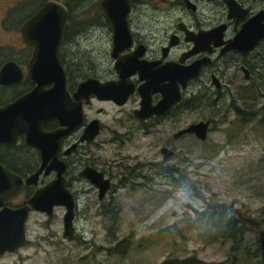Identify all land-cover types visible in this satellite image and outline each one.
<instances>
[{"label":"rangeland","instance_id":"1","mask_svg":"<svg viewBox=\"0 0 264 264\" xmlns=\"http://www.w3.org/2000/svg\"><path fill=\"white\" fill-rule=\"evenodd\" d=\"M163 1L161 5L160 0H133L131 16L139 14L134 28L147 27L142 20L150 17L153 22L164 19L161 12L168 0ZM245 1L256 9L264 6V0ZM94 4L98 5V0H89L85 5L84 20L78 17V8L71 18L85 26V33L77 40L78 52L73 50L75 65L71 72L77 79L84 73L105 78L111 71L110 33L99 26L98 15L90 7ZM217 6L215 3V9ZM195 91L192 87L188 92ZM92 105L86 120L95 118L102 123V142H109V131L121 127L119 133H125V126H135L130 120L120 124L108 104ZM99 107L105 110L102 115L96 113ZM181 113L176 122L167 119L159 135L150 130L153 134L139 137L140 133L134 132L121 148L108 143L111 146L101 154L103 159H110L113 153V160L116 154L120 155L116 160L128 158L112 169L115 181L124 179L117 186L116 206L107 212L102 208L99 213L96 209L89 211L84 208L87 196L76 194L77 215L70 238L62 236L63 207H54L48 217L31 211L25 221L23 246L0 255V264H159L167 259L182 261L191 255L199 264H262L256 232H245L235 244L231 239L214 237L209 213L212 208H225L231 217L237 210L264 227V127L259 123L264 115V52L261 75L255 82L240 75L238 80L231 79L222 96L207 97L197 111ZM207 118L212 123L205 141L190 135L171 138L180 128ZM160 147L173 151L165 163L174 169L171 176L156 172ZM147 163L150 169L145 167ZM136 172V178L131 179L129 173ZM88 203H97L92 194ZM192 208L203 215L194 216ZM218 219L215 214L214 224ZM191 225L194 229L189 230Z\"/></svg>","mask_w":264,"mask_h":264},{"label":"flooded vegetation","instance_id":"2","mask_svg":"<svg viewBox=\"0 0 264 264\" xmlns=\"http://www.w3.org/2000/svg\"><path fill=\"white\" fill-rule=\"evenodd\" d=\"M88 1L0 0V108L12 104L35 88L33 75L38 73V70L34 69L37 65L44 67L58 64L63 75V88L71 98L77 84L86 79L117 82L118 74L113 70L117 57H128L127 61L131 64L144 62L157 68L170 66L173 69L169 77L171 80L164 78L160 85L169 84L171 90L169 100H174L177 92L178 98L162 114H154L152 110L146 111L144 107L142 108V95L137 92V89L141 92L144 77L139 78V74L134 73L128 76L120 87L115 96L116 102L99 99L91 94L81 99V124L70 128L67 133L62 132L61 137L57 134L60 128L53 119L40 124L39 131L24 132L22 129L5 131L0 142V164L23 181L31 178L39 170L33 183L23 185L19 193L5 203L9 208L21 206L35 190L53 181L56 174L49 165L61 163L62 185L73 200V219L77 215L76 194L78 193H84L87 196L84 203L86 210L96 209L99 213L102 208L107 212L112 209V206H116L114 202L118 191L117 186L124 181L122 177L115 181L116 172H112V169L119 167L118 161L128 159L126 157L116 160L120 157L116 154L113 160L114 153L110 159H103L102 155L106 147L111 146L108 143H115V148L119 145L121 148L131 139L134 132L140 133L139 137L153 134V132L159 135L167 119L172 118L176 122L181 119L182 111L190 109L197 111L207 97L222 96L224 91L227 92L231 79L238 80L240 75L246 79L248 72V81H255L256 76L261 75L264 41L246 50L252 40L249 37L245 43L246 33L241 37L238 49L232 48L231 43L243 26L249 24L251 18L263 10L264 6L256 9L250 2L234 0L238 7L234 8V12L228 17L227 7L222 0H168V4L162 8L161 12L164 19L162 17L160 21L153 22V18L150 17L142 20L147 27L134 28L138 24L139 14L135 13V16L133 14L131 16L133 0H130V11L127 16L129 44L111 58L112 35L109 24L101 13L100 0H98V5L94 4L90 7L94 10V15H98L99 26L103 25L110 33L108 57L111 71L105 78L94 77L92 74L85 76L84 73L77 79L71 72V67L75 65L73 50L78 52L80 46L77 40L85 33V26L81 27V21L86 18L85 5ZM49 2L58 3L65 9V14L57 17L55 28H48L49 23L45 21L44 15L36 18L38 11ZM215 3L218 4L217 9H215ZM160 4H164V1L160 0ZM77 8L80 12L78 17L81 18L79 22L71 20L74 18L72 14L76 11L74 9ZM151 23L152 27H150ZM257 24L262 25V22L259 21ZM157 25L159 27L156 28ZM247 31H249V25ZM44 77L41 76L42 79ZM183 81L184 87L181 88L180 84ZM123 86L125 89L131 87V93H122ZM50 87L51 84H48L42 88L47 90ZM155 87L153 86L151 90ZM192 87L196 91L188 92ZM149 91V88L142 89L143 94ZM148 98L151 108L166 97L164 95L162 99L160 92H153ZM201 99L203 101L200 105ZM93 103L110 105L114 108L120 124L130 120L135 126H125L127 129L125 133H119L118 129L121 130V127H118L107 133L111 136L109 142L100 141L104 136L102 123L95 118L86 120V114L93 108ZM237 110L234 109L235 112ZM96 113L102 115L105 110L99 107ZM96 121V134L89 139L90 125ZM198 122H208L211 125L212 120L207 118ZM189 125L174 132L171 138L175 140L184 135L195 138L192 134H176ZM162 148L168 149L159 148L160 161L155 165L156 172L163 177L171 176L174 169L167 168L165 163L172 158L173 151L168 149L171 155L167 160H163L160 153ZM135 167L137 164L129 171L134 170ZM143 167V164L140 165V168ZM145 167L150 169L151 165L147 163ZM45 170L46 174H44ZM137 172L129 173L131 179L136 178ZM142 178L145 181L150 180L145 176ZM90 194L97 202L94 205L88 203Z\"/></svg>","mask_w":264,"mask_h":264},{"label":"water","instance_id":"3","mask_svg":"<svg viewBox=\"0 0 264 264\" xmlns=\"http://www.w3.org/2000/svg\"><path fill=\"white\" fill-rule=\"evenodd\" d=\"M222 1L227 7V16L229 17L230 13L234 12L233 8L237 4L233 0ZM99 6L111 31L110 57L113 58L129 44L130 36L127 28V16L130 11V0H100ZM60 14H65V9L58 3L49 2L43 9L38 11L36 18L44 15L45 21L49 23L48 28H55L58 21L57 17ZM261 19H264V9L258 12L249 24L252 23L254 27L256 22L261 21ZM249 24L241 29L234 43L231 44L232 48L238 49V43L241 37L246 35ZM255 37L256 41L264 38V25L256 30ZM250 45L252 46L254 43ZM127 60H129L128 57L115 58L113 70L118 74L117 82H99L95 79H86L77 84L71 98L63 88V75L58 66L48 68V72L43 70L42 72L38 71L37 74H32L35 88L29 94L16 100L12 104L0 108V142L3 138L2 134L5 131H14L17 129H22L24 132L39 131V125L51 119L55 120L59 126L60 129L57 134L61 137L62 132L67 133L70 128L78 127L81 124V99H85L91 94L99 99L116 102L115 96L119 92L120 87L126 81V78L134 73L139 74V78L144 77L141 92L140 89H137V92L142 95V108L144 107L143 109L146 111L152 110L151 112L154 114L164 113L178 98L177 92L176 98L169 100L168 97L171 94L169 84L165 86L160 85L162 79L168 78L172 74L173 69L168 65L162 66L161 68L152 67L144 62L142 64H131ZM41 73L45 76L44 81L40 80ZM50 83L52 87L43 90L42 87ZM180 85L183 88L184 81ZM153 86L156 87L151 90ZM147 87L150 91L143 94L142 89L146 90L148 89ZM131 90V87L128 89H125L124 86L122 87V93L128 94L129 92L131 93ZM153 92H160L162 99L164 95L166 98L163 101L161 100L156 106H153L154 108H150L148 97ZM207 126L208 122L191 124L176 134H193L197 139L202 141L206 137ZM96 128L97 121L90 125L91 134L89 139L96 134ZM160 153L163 160H167L171 155L170 151L165 148H162ZM49 166L53 168L56 174L55 179L44 187L35 190L21 206L9 208L5 203L18 194L23 185L33 183L39 170L31 178L23 181L18 176L9 173L0 165V255L5 252H13L23 246L25 242L24 224L30 211L40 212L48 217L52 214V208L54 206H63L65 213L62 217V236L66 238L71 237L73 233L71 224L73 203L71 196L65 191L62 185L63 180L60 176L62 164L56 163V165L50 164ZM44 174H46V170ZM193 212L195 213V210ZM238 217L249 228H258L257 224L252 220L244 219L240 215ZM258 241L262 252V263L264 264V246L260 239Z\"/></svg>","mask_w":264,"mask_h":264},{"label":"trees","instance_id":"4","mask_svg":"<svg viewBox=\"0 0 264 264\" xmlns=\"http://www.w3.org/2000/svg\"><path fill=\"white\" fill-rule=\"evenodd\" d=\"M259 121L261 125L262 124L264 125V115ZM242 124H244V122ZM209 214L212 220V222H210L209 227L213 230L215 234L214 237H220L222 239H227V240L231 239V241L233 242L232 244H235L236 242L242 239L245 232L251 231L245 225H243L235 215L229 217L228 212L227 210H225V208L224 209L219 208V210L212 208L210 209ZM215 214L219 216V219L214 224L213 217L215 216ZM202 215L203 214H200L199 217ZM188 229L189 230L194 229L193 225H191V227H188ZM159 264H199V263H197V261H194L193 255H191L190 258L182 261H177L175 259H167L161 261Z\"/></svg>","mask_w":264,"mask_h":264},{"label":"bare ground","instance_id":"5","mask_svg":"<svg viewBox=\"0 0 264 264\" xmlns=\"http://www.w3.org/2000/svg\"><path fill=\"white\" fill-rule=\"evenodd\" d=\"M234 1V0H233ZM235 2V1H234ZM236 3V2H235ZM237 4V3H236ZM238 7V5L237 6H235L234 8H237ZM234 8H233V10H234ZM230 16V15H229ZM256 16V15H255ZM254 16V17H255ZM253 17V18H254ZM253 18H251V20H253ZM250 20V21H251ZM258 22V21H257ZM257 22H256V25L253 27L252 26V23L251 24H249V31H247V37H245V43L248 41L247 40V38H252V40H251V43L250 44H252V43H254V45L255 44H257L258 42H261V41H264V38H262V39H260V40H258V41H256V37H255V32H256V30L257 29H259L262 25H264V19L262 20L261 19V22H262V25H260V24H257ZM247 25V24H246ZM245 25V26H246ZM245 26H243V28L245 27ZM262 29V28H261ZM254 32V33H253ZM238 36V35H237ZM237 36H236V38H237ZM235 38V39H236ZM235 39L232 41V43L231 44H233L234 43V41H235ZM245 43H243V44H245ZM239 44V43H238ZM254 45H252V46H254ZM251 45H248V47H247V49L246 50H248V48H251L252 47ZM245 51V50H244ZM55 66H58V64L57 65H54V66H35L34 68L36 69V71H37V69H38V71L39 72H42L43 70H46L47 72H48V68H50V67H55ZM37 67V68H36ZM59 67V66H58ZM262 67H263V62H262ZM40 68H41V70H40ZM60 68V67H59ZM60 71H61V69H60ZM261 71H262V68H261ZM42 74V73H41ZM43 75V74H42ZM41 75V76H42ZM44 76V75H43ZM170 77V76H169ZM169 77H168V79H169ZM249 79V75H248V72H247V75H246V80H248ZM40 80H42V81H44V78L43 79H41L40 78ZM169 80H171V79H169ZM252 81V80H251ZM251 81H249V82H251ZM256 81V80H255ZM254 81V82H255ZM51 84V83H50ZM46 85H48V84H46ZM51 87H52V84H51ZM50 87V88H51ZM241 112H238V114H240ZM202 123H205V122H202ZM259 123H260V121H259ZM261 125V124H260ZM262 126L264 127V125L262 124ZM188 127V126H187ZM186 127V128H187ZM208 127H209V124H208V126H207V129H206V137H207V133H208ZM185 129V128H184ZM193 135V134H192ZM206 137H205V139L204 140H202V141H205L206 140ZM196 138V137H195ZM197 139V138H196ZM197 140H199V139H197ZM199 141H201V140H199ZM1 165V164H0ZM1 166H3V165H1ZM4 167V166H3ZM5 168V167H4ZM6 169V168H5ZM7 170V169H6ZM8 171V170H7ZM9 172V171H8ZM9 173H11V172H9ZM13 174V173H12ZM15 175V174H14ZM17 176V175H16ZM20 178V177H19ZM72 203H73V200H72ZM8 207V206H7ZM54 207H57V206H54ZM53 207V208H54ZM61 207H63V206H61ZM73 207V206H72ZM53 208H52V210H53ZM65 209V208H64ZM193 210H195V213L193 212ZM228 211V210H227ZM31 212V211H30ZM192 212H193V215L194 216H199L201 213H199L198 212V210H196L195 208H192ZM72 213H73V210H72ZM238 215H240L242 218H244V219H249V220H252L254 223H256L257 224V226H258V228L257 229H255V228H249L246 224H244V223H242L241 221H240V218L238 217ZM28 216V215H27ZM235 216L238 218V220L243 224V225H245L248 229H250V230H252V231H254V232H256L257 233V238L258 239H260V241H261V243L263 244V246H264V227H263V225L260 223V222H258V221H256L255 219H252V218H248V217H245L244 215H241L240 213H239V211H237V210H235ZM27 219V218H26ZM26 221V220H25ZM72 221H73V217H72ZM71 224H72V222H71ZM73 228V227H72ZM24 231H25V224H24ZM258 239H256L257 240V242H258V245H259V249H260V253H261V257H262V252H261V248H260V243H259V241H258ZM258 249V250H259ZM198 263V262H197ZM263 264V263H262Z\"/></svg>","mask_w":264,"mask_h":264}]
</instances>
